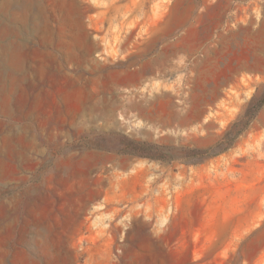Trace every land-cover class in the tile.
Listing matches in <instances>:
<instances>
[{
    "label": "rangeland",
    "instance_id": "obj_1",
    "mask_svg": "<svg viewBox=\"0 0 264 264\" xmlns=\"http://www.w3.org/2000/svg\"><path fill=\"white\" fill-rule=\"evenodd\" d=\"M0 264H264V0H0Z\"/></svg>",
    "mask_w": 264,
    "mask_h": 264
},
{
    "label": "crops",
    "instance_id": "obj_2",
    "mask_svg": "<svg viewBox=\"0 0 264 264\" xmlns=\"http://www.w3.org/2000/svg\"><path fill=\"white\" fill-rule=\"evenodd\" d=\"M230 36L234 37L235 35L231 33ZM225 38H227V33H221L218 35L220 41H223ZM214 51L216 56L215 62L217 75H215V82L212 84V92L205 95H211V100L208 102L209 107L211 105L210 108L220 110L223 103L225 104L228 98L232 96L230 91L235 85L233 80L236 79L238 84L240 79L247 78L252 72L260 69L263 62V56L253 54L249 57V55L246 54L243 59L235 62L236 65L234 67L233 58L229 56L230 53H228L227 47L223 44L220 46L218 45L215 46ZM143 72L146 73V71L140 72L139 77L144 75Z\"/></svg>",
    "mask_w": 264,
    "mask_h": 264
},
{
    "label": "bare ground",
    "instance_id": "obj_3",
    "mask_svg": "<svg viewBox=\"0 0 264 264\" xmlns=\"http://www.w3.org/2000/svg\"><path fill=\"white\" fill-rule=\"evenodd\" d=\"M86 49H87V48H86ZM83 52H84V51H83ZM85 52H86V51H85ZM84 54H85V53H84ZM157 64H158V66H161L160 70L163 71V70H162V66L164 65V61L161 60V59H158V60H157ZM145 70H148V69L144 68V71H145ZM28 127H29V126H28Z\"/></svg>",
    "mask_w": 264,
    "mask_h": 264
}]
</instances>
